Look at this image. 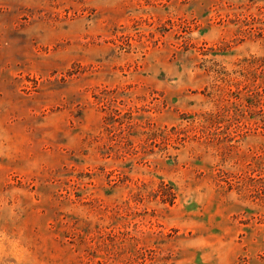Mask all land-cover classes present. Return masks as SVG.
Instances as JSON below:
<instances>
[{
    "label": "rangeland",
    "instance_id": "374dc122",
    "mask_svg": "<svg viewBox=\"0 0 264 264\" xmlns=\"http://www.w3.org/2000/svg\"><path fill=\"white\" fill-rule=\"evenodd\" d=\"M0 264H264V0H0Z\"/></svg>",
    "mask_w": 264,
    "mask_h": 264
}]
</instances>
